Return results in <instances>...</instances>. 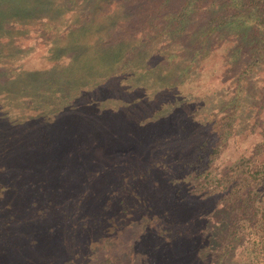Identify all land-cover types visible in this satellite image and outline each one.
<instances>
[{
    "label": "trees",
    "instance_id": "16d2710c",
    "mask_svg": "<svg viewBox=\"0 0 264 264\" xmlns=\"http://www.w3.org/2000/svg\"><path fill=\"white\" fill-rule=\"evenodd\" d=\"M93 1V7L103 4L100 0ZM177 1L178 6L173 10L170 8L163 15L165 18L159 19L156 14L152 23L146 22L140 36L149 41H98L94 57L81 56L85 44L78 48L75 44L85 41L83 38L78 41L81 36L75 37L74 30L83 28L85 31L86 28L76 18L74 25L66 31L50 34L44 56L37 64L22 67L20 57L14 59L13 54H1L0 87L2 91L3 86L11 88L2 94V100L11 106L2 107L0 115V260L16 262L12 257L16 255L7 248L15 247L13 237H3L1 233L10 235L18 230L17 218L12 223H8V219L26 210H20V202L26 199L35 198L38 203L39 208L34 209L32 216L38 224H41V218L53 223L51 234L42 238L50 248L58 244L55 241L57 235L52 230L64 228L61 232H70L73 222H67L65 218L69 212L71 218L79 221L77 228L80 223L86 225L83 231L90 230L97 237L98 217L84 214L87 211L96 215L94 205L68 206L71 200L81 195L77 191L80 186L93 185L100 178L97 175L102 171L106 173L107 168L102 167L112 161L108 153L112 138L124 136V140L129 139L127 142L132 143L124 164L134 155L127 167L134 163L137 175L129 178L130 175L125 173L128 181L126 176L118 175V171L111 173L114 182L126 183L130 189L117 188V191H111V195L109 189L106 191L98 210L107 223L112 218L121 220L119 214L125 212L131 202L135 204L136 212L143 206L149 211L158 209L161 220L172 213L178 214L184 231L183 228L190 224L185 220L194 205L193 198L197 202L205 200L211 193L204 189L211 185L213 190L223 181V174L216 171L218 165L213 159L227 143L229 134L236 133L230 127L229 119L235 114L238 92L235 85L233 90L227 87L224 92L221 89L228 80L226 78L216 86L209 87L210 83L208 87L204 86L199 70L208 72L209 67H204L201 59L210 53H220L218 64L220 59L224 72H229L235 62L237 70L231 73V77L235 76L241 84L245 78L243 74L263 73L264 66L259 68L258 65H264V0ZM45 3L44 0H0V35L8 32L19 40L24 31L31 30L32 22L43 24L53 19V15L44 10L52 8L53 12L56 4L51 0ZM58 4L63 7L62 0ZM116 13L115 6L108 7L105 20L110 22V17ZM17 28L22 33H18ZM151 41L158 43L159 47L144 53ZM73 45L75 50L71 51ZM135 45L142 47L134 49ZM245 55L247 60L236 61L237 58L244 59ZM2 69L8 72L5 77H1ZM214 70L215 67L211 71ZM150 77V82L144 84L145 78ZM157 83L159 88L155 86ZM228 103L234 104L231 112L225 110ZM170 120L173 122L168 123ZM28 126L37 129L34 137L18 132L9 136L18 127ZM58 138H64V143L61 149L62 145L58 144L60 153L56 154L52 146ZM260 144L263 145L264 141ZM139 145L148 150L142 161L140 156L135 159L136 153L143 154L136 151ZM161 149L164 158L157 166L153 156ZM49 164L57 170L53 175L50 172L43 175ZM242 166L239 160L231 165L242 171L243 176L230 201L237 204L239 213L234 212L229 221L234 222L232 220H236L239 214L242 232L238 230V235H232L221 231L222 238L210 239L207 234L199 232L205 229L203 226L195 234L198 236L192 242L189 255L183 249L189 237L167 239L162 244L157 241L156 248H159L163 264H203L197 261L196 254L200 249L208 250L209 242L218 243L214 247L215 261L239 264L235 261L238 256L241 264H249L247 250L253 249L259 251L255 253L264 264V192L252 189V182L248 180L262 178L264 169ZM92 175L96 179L91 181ZM195 185L198 188L193 191ZM51 198L58 199L57 210L69 209L67 213L63 212L66 214L62 219L53 218L59 211L54 212L55 208L50 207L47 200ZM167 198L172 201L164 202ZM217 206L214 204L210 210ZM208 213L199 212L198 216L192 215V219L207 218ZM115 224L108 223L104 234L109 235ZM165 229L162 227L160 233L163 234ZM174 248L178 250L176 256L171 252Z\"/></svg>",
    "mask_w": 264,
    "mask_h": 264
},
{
    "label": "rangeland",
    "instance_id": "374dc122",
    "mask_svg": "<svg viewBox=\"0 0 264 264\" xmlns=\"http://www.w3.org/2000/svg\"><path fill=\"white\" fill-rule=\"evenodd\" d=\"M49 1L50 0H44V2L47 3ZM51 1L56 4L54 7L57 11L53 9V12H51L52 8H48L45 9L44 12L53 15L51 16L53 19L48 21L45 20L46 22L43 24L41 22H35L33 24L32 22L31 24L33 26L29 27L31 30L24 31L25 34L23 33V37L19 38V40L8 34V32L5 34H2L1 32L0 59L2 57L1 54H13L15 55L14 59H16L17 56L21 58L19 62H22V67L26 64H37V62L41 61V58L44 56L47 42L51 39L50 34L55 31H66L69 27L74 25V20L76 18H78V20L82 22L81 24H83L84 28H86L85 31L83 28L74 30L75 37L79 34L81 36L80 38H77V40L81 41L83 38L85 41L75 44L77 48L79 45H82V43L85 44V46L82 45L84 51L81 56L93 55L94 57V54L96 53L93 54V52L99 44L98 41H149L147 37L140 36L146 26V22L152 23V19L153 17L155 18L156 14L159 15V19H161V17L165 18L163 15L167 13L170 8L172 10L175 9L179 3L177 0H100L101 3H103L101 4L102 6L93 7L95 4V1L93 0H62L63 7H59L58 2L60 0ZM114 6L117 9V13L115 16L110 17L111 20L108 22V20H105V13L107 12L108 7L112 8ZM28 26L31 25H27L26 27ZM16 30H18V33H22L20 28H17ZM109 30L110 32L108 33ZM105 31H107V34ZM162 39L163 38H159V40ZM247 44H245L244 47H247ZM14 45L18 48H15ZM148 45V48L146 47L147 50L144 53L149 50L154 51L159 47L158 43L154 44L152 41ZM75 46L73 45L70 47L71 51L75 50ZM136 47L137 45L134 46V49ZM141 47L142 45L137 48ZM219 54L220 53H210L203 56L201 59L203 61L202 64L204 67L208 66L209 71L206 72V70L200 69L199 72L203 84L206 87L209 86V83V87L218 85L223 78L228 79L226 80V84L224 83L221 88L224 92L227 87L229 90H233L235 85V91L236 93L238 92L236 95L238 97V102L236 105L233 103L225 104V110L231 112L233 105L236 108V111L234 112L236 115L231 114L229 119L231 124L230 127H232V131H236V133L229 134L230 136L228 137L227 143L222 147L221 152L215 153V156L218 155V157L213 159L215 165H218L216 171H220L221 174H223V181L213 190L210 188L211 185H208L204 189L210 190L211 193V195L205 200L197 202L193 198L194 205H192L189 210L188 219L185 220L190 224L183 228L184 231L181 230L182 225L179 224L178 214L172 213L169 217H163L161 220L158 215V209L149 211L148 207L143 206L141 211L136 212L135 204L132 205L130 202L127 210L119 214L121 220L112 218L113 220L111 219L108 221V223L112 224L114 222L117 224H115L116 227L114 229L109 230L111 231L109 235L104 234L108 223L104 221L105 216L99 214L100 210L98 209L101 205L99 203H103L108 189L110 195L111 191H117L121 188L130 189L129 185L126 183L119 182V184H117V182H114L111 173H116L118 171V175L122 176L126 173L130 175L128 176L129 178L137 175L134 170V163H132L130 167H127L133 161L132 158L134 155L130 158L131 162L128 160L127 164H124L127 160L126 154H129L128 152L132 150L130 149L132 143L127 142L129 139L124 140V136L119 138L116 137L110 140L108 149L110 155L107 154L112 157V161L102 167L104 169L107 168L106 173L104 174V171H102L101 174L97 175V178H100L98 181L96 180L93 185H85V188H83L84 186H80L77 191L81 195L77 196L74 200H71L70 205L68 206L70 208L73 205L82 207H86L85 205H94L93 208L97 212L96 215L90 214L87 211H85L84 214L86 213L89 217H98V223L100 226L95 230L96 233L99 232L97 233V237H94V233L90 230L83 231L86 229V227H84L86 225L82 226L80 223L77 228L79 221L71 218L72 215L69 212L65 218L67 219V222H73L71 229L69 228L71 233L66 232L64 234L61 232L64 228L61 231L52 230V232L57 235L55 236V241H57L58 244L56 246L51 244L52 247L50 248L49 245L44 244L42 238L48 237V235L51 234L49 232H51L50 227L53 223L48 222V224L45 218H41V224H44L45 227L40 226L41 224H38V222L35 221V218H32V216H34V209L39 208L36 199H26L20 202L22 207L20 210H26L23 211V213L15 214L13 216L14 218L10 217V219H8V223L9 221L12 223V221H15L17 218L16 225L18 230L10 232V235L1 233L3 237H13L12 242H15V247L11 246L7 248L16 255V257L12 255L16 262L14 261L13 263H10L8 260L4 259L3 261L0 260V264H163L159 248H156L157 241V244H162V242L167 239L170 241L171 239H179V236L184 238L189 237L190 239L188 240L187 245L183 244V249H185L189 255V252L192 253V242L195 240V237L198 236L195 234H197L199 229L203 226L205 229L199 232H203L201 234H207L210 239L214 237L217 239L218 236L219 238H222L227 231L232 235H238V230L239 232H242V227L240 222H238L239 214L236 215V220H232L234 222L229 223L231 219L230 217H232L233 213H239L236 208L237 204L235 202L230 203V201L236 195L238 189L237 182L243 176L242 171H239L235 167H231V165L233 166L235 160H239L243 163L242 167H244V165H250V169H255V167L264 169V144H260L264 141V72L243 74L245 75V78L241 84L240 81H236L235 76L231 77V73H234V70H237L238 64L232 62L230 71L224 72L223 68L225 67L222 66L220 59L218 64ZM262 59L264 58L262 57ZM111 60L115 61L116 58H112ZM238 60L245 61L247 60V56L245 55L244 59L237 58L236 61ZM84 62H86V59H84ZM43 65L45 66V64ZM262 66H264L262 63L258 65L259 68ZM213 67H215L216 70L211 71ZM2 71L1 77H5L8 72L4 69H2ZM33 71L35 72L34 69ZM35 73L40 74L38 72ZM147 78H145L144 84L150 82L151 77L149 79ZM123 82H125L124 79ZM156 85L159 88L158 83L155 84V86ZM3 87V91L0 87V115H2V107L6 105L11 106V103L2 100V94L7 92L6 90H11V88H7V86ZM16 105L21 106L15 104V106ZM172 122V120L168 121V123ZM36 130V128L33 129L31 126L18 127V129L10 132L9 136L11 137L14 133L18 132L20 135L28 134L29 138H31L35 136ZM63 140L64 138H58L53 144L52 147L54 148L52 149L56 150L54 151L56 154L60 153L58 144L61 146L64 143ZM62 147L63 145L60 149ZM136 151H141L143 154L136 153L135 159L137 156H140L142 161L147 156L146 152L148 150H144V145H139L136 148ZM160 152H162V149L158 153H154L153 156L154 160L157 162V166L159 161H162L164 158L163 153ZM152 153L151 150L150 154ZM157 154L158 157L156 156ZM49 165L48 171L44 172L43 175H46L48 172L53 175L54 171L57 170L52 164ZM259 165L262 167H259ZM89 179L92 181L96 178L92 175ZM248 180L252 182V184H250L252 189H255L259 193L264 192V174H262V178H258V180L250 178ZM100 184L102 185L98 187ZM57 185L61 187L59 182ZM176 185L177 183L175 184V187ZM197 188L198 185H195L192 190L194 191ZM173 190L174 189L171 191ZM126 200L133 201L132 198H127ZM47 201L49 202V205H51L50 207L55 208L54 212L59 211L56 216H53V218L58 217V219H62V215L64 216L69 211L66 207L63 211H60V209L57 210L59 208V201L57 198H51V200ZM171 201L172 199L167 198L164 202ZM138 202L139 200L136 199V203ZM221 202H224L223 206L221 205ZM214 204H217L218 206L211 211L210 209ZM231 207H233L232 210H230ZM202 211L203 213L209 211L206 215L207 218L192 219V215L198 216V213ZM78 216H75V218ZM220 224H223V227L220 226ZM219 226L221 228H218ZM162 227L166 228L165 231L162 232L163 234L160 233ZM226 228H229V230H226ZM221 231H224V234L219 235ZM34 240L37 241L34 242ZM207 244L208 250L200 249L197 252V261L202 262L203 264H225V262L215 261L214 259V247L218 243L209 242ZM237 247L240 248L239 246ZM240 250L242 251V249ZM176 251H178L176 248L171 250L175 256ZM255 251L259 252L258 250L253 249L247 250V252H249V264H261V258H259V254H256ZM108 257L109 259H107ZM145 258L148 260L146 261ZM235 261L239 262V264L242 263V260H240L238 256Z\"/></svg>",
    "mask_w": 264,
    "mask_h": 264
}]
</instances>
